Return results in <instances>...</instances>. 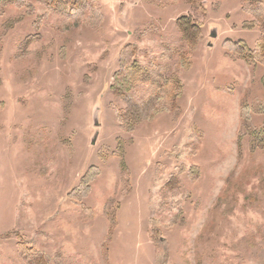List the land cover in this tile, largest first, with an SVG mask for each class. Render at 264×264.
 I'll list each match as a JSON object with an SVG mask.
<instances>
[{"label": "rangeland", "instance_id": "rangeland-1", "mask_svg": "<svg viewBox=\"0 0 264 264\" xmlns=\"http://www.w3.org/2000/svg\"><path fill=\"white\" fill-rule=\"evenodd\" d=\"M197 1L203 11L96 0L97 28L41 20L32 0L23 9L0 3V235L12 233L0 240V264H26L19 244L29 242L48 264H155L159 238L167 264H264V149L250 147L251 132L264 130V67L222 48L230 40L252 49L261 31L242 0ZM183 15L203 40L190 70L179 68L178 118L160 113L124 132L116 112L125 105L109 91L122 49L136 44L157 57L162 44L180 47ZM175 63H161L164 79ZM91 167L98 175L74 196ZM229 176L241 186L219 205ZM107 214L116 219L111 234Z\"/></svg>", "mask_w": 264, "mask_h": 264}, {"label": "trees", "instance_id": "trees-1", "mask_svg": "<svg viewBox=\"0 0 264 264\" xmlns=\"http://www.w3.org/2000/svg\"><path fill=\"white\" fill-rule=\"evenodd\" d=\"M42 6V15L39 19L49 18L52 15L59 16L71 24L78 25L85 22L95 28L102 22V15L96 0H32ZM153 5L155 0H141ZM242 10L254 18L253 25H257L261 31V36L255 42L254 47L248 48L241 41L225 40L222 48L230 58L240 60L250 68L264 67V1L262 0H242ZM157 7L166 5L182 4L193 10L203 11L197 0H158ZM4 6H12L18 9L29 7L31 0H0ZM175 26L180 34L182 44L178 48L162 44L161 53L154 57L149 52L142 51L136 44L124 47L118 58V70L113 75V83L109 87L111 96L125 105V109L116 112V120L124 132L133 133L137 127L149 123L160 113H167L178 118L180 108L178 101L182 97L183 85L180 81L179 68L188 71L191 68L189 60L192 54L202 43L203 34L190 16H180L175 20ZM30 44L29 38L24 40V50ZM138 58L142 60L139 61ZM175 61L177 70L168 72L165 79L162 77V65L164 60ZM138 98H135V97ZM243 112L244 107H240ZM240 112V114H241ZM177 120V119H175ZM237 135V162L242 157V137ZM250 147L252 151L264 149V130L251 132ZM117 156L119 158V168L121 172H126V164L122 157V147L117 145ZM98 175V169L91 167L81 179L79 187L73 191L76 197L84 196L90 188V184ZM240 180V179H239ZM176 178L170 179L164 186L165 190H172L177 185ZM241 184L234 176L227 177L222 191L218 194L216 202L219 205H228L234 197L236 190ZM227 211H230L227 206ZM111 224L109 234L116 225L114 214H107ZM153 236H157L159 224L151 221ZM12 233L0 235V240L8 239ZM15 236H18L17 233ZM155 238V237H154ZM161 252L156 258L155 264H167L169 257L165 241L161 238L155 240ZM29 244V245H28ZM19 251L21 259L26 264H48L49 259L43 257L32 246V243H20ZM53 264H63L56 258Z\"/></svg>", "mask_w": 264, "mask_h": 264}, {"label": "water", "instance_id": "water-1", "mask_svg": "<svg viewBox=\"0 0 264 264\" xmlns=\"http://www.w3.org/2000/svg\"><path fill=\"white\" fill-rule=\"evenodd\" d=\"M91 144L93 145L94 143L92 142Z\"/></svg>", "mask_w": 264, "mask_h": 264}]
</instances>
